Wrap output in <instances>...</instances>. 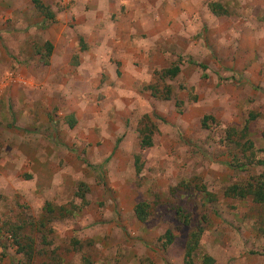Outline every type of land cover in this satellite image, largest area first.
<instances>
[{
	"label": "rangeland",
	"instance_id": "1",
	"mask_svg": "<svg viewBox=\"0 0 264 264\" xmlns=\"http://www.w3.org/2000/svg\"><path fill=\"white\" fill-rule=\"evenodd\" d=\"M42 2L54 23L34 0H0V264H264V207L225 194L263 171L264 0ZM94 61L113 78L90 76ZM251 117L254 149L226 143ZM148 121L158 131L141 150ZM239 152L253 165L232 167Z\"/></svg>",
	"mask_w": 264,
	"mask_h": 264
},
{
	"label": "trees",
	"instance_id": "2",
	"mask_svg": "<svg viewBox=\"0 0 264 264\" xmlns=\"http://www.w3.org/2000/svg\"><path fill=\"white\" fill-rule=\"evenodd\" d=\"M34 5L40 11L43 17H45V19L48 20V22L54 23L56 21L54 12L48 7H46L44 3L42 2V0H34ZM212 9H213V12L217 14V11H218L217 9H220L219 4H215L212 7ZM44 47L47 48L46 53L43 52V47H40V49H37L38 54L40 55L46 54L45 55L46 58H49L53 52L54 47L51 44H45ZM189 63L192 65H196L200 67L201 69H206V66L204 64H199L192 60H189ZM180 72H181V66L177 65V66H172L170 68H167L163 70L161 73H158L157 75L159 76V78H161V81L164 82V81L175 79L180 74ZM148 88H149L148 90L152 93V95L155 98H162L166 101H170L173 99V95H172L173 91L171 90L169 86L167 89L163 88L160 93L158 92L155 85L149 86ZM177 103L179 105V101H177ZM253 119L255 118L251 117L250 120L247 121V124L242 131H238L235 128H231V129L227 128L225 131L226 143H228L229 145L235 146V148L239 147L238 148L239 150L242 148L244 151L246 150V152H249L252 149H254V143H252L250 140L246 141L249 135L248 131H249L250 122L253 121ZM210 120H213L215 122V120L212 117H205L203 126L208 127V123ZM157 131H158L157 125L148 121V124L145 125V128L142 129L139 134V137L141 138L140 139L141 150H147L153 146L154 136L156 135ZM242 153L244 152L242 151ZM239 158H240V152L237 153L234 157H232V162H231L232 167L235 168L237 164H238V167L240 168L253 165V162L243 165L240 162ZM139 161H140V158L137 156L136 168L140 172V169L138 168ZM249 161H253V160H249ZM257 163L259 166L263 168V171L257 176H252L246 185H235V186L229 187L225 193L227 197L239 199L242 201L251 200L255 204H258L264 207V161L260 160ZM149 208L150 206L147 203L139 204L135 208L136 216L140 221L147 220L149 216ZM49 213L54 214V210L52 207L50 208ZM178 215L181 216L184 225L188 227L191 226L190 216L184 215L181 209L178 210ZM260 224H261V231H263L264 230V220L260 221ZM200 239H201V234H198V233L191 234V240L188 242V245H187V254H186L187 258L190 259L193 257V254L197 250L196 248L199 245ZM172 242L173 240L169 239L168 244H171ZM209 261L211 264L213 263L212 260L209 259Z\"/></svg>",
	"mask_w": 264,
	"mask_h": 264
},
{
	"label": "crops",
	"instance_id": "3",
	"mask_svg": "<svg viewBox=\"0 0 264 264\" xmlns=\"http://www.w3.org/2000/svg\"><path fill=\"white\" fill-rule=\"evenodd\" d=\"M94 10V9H93ZM92 10V11H93ZM112 11H113V13L115 12V9L113 8L112 9ZM54 12V11H53ZM101 13V16L99 17V18H103L105 15H107V17L109 16V13H104V12H100ZM54 14H55V18L57 19V14L54 12ZM105 18V17H104ZM103 18V19H104ZM97 20L98 19H93L92 21H90V24L91 25H97L98 24V22H97ZM81 34H82V37L84 38V36H83V34H87V32L86 31H84L83 32V30H81ZM83 38H81V41H82V39ZM86 39V38H85ZM56 40H57V43H62L63 41H65L66 42V44H67V47H69V48H71L72 49V47H74V45H71V44H68V42L66 41V40H64V39H62L61 40V37L59 38L58 36L56 37ZM53 44V43H52ZM54 45V44H53ZM55 46V45H54ZM83 46V45H82ZM85 46L86 45H84L83 46V49L85 48ZM65 48V54H66V57L69 59L68 61H67V63L69 64L70 63V59L72 58H70V55H69V51L67 52V49L68 48ZM54 51L52 52V54L50 55V57L48 58V59H46V60H48V62H47V64H49L50 62L51 63H53V60H54V57H55V47H54V49H53ZM44 52V51H43ZM45 53V52H44ZM39 56H43V55H39ZM42 59H43V57H42ZM10 63V62H9ZM46 63V62H45ZM46 64V65H47ZM81 66H80V68L82 69V71H81V73L82 72H86L87 73V69H88V65H87V63H85V62H83L82 61V63L80 64ZM102 66H103V69H104V73L106 74V75H108V78H113V76L111 75V74H109L108 73V69H106L105 67H104V64H101V62L99 61V62H97V61H94V63L90 66L91 68H89V71H90V76H92V75H95V76H97V75H101L102 73H100V74H98V69L100 70V71H102ZM4 67V66H3ZM5 67H6V64H5ZM97 67V68H96ZM5 69V68H4ZM6 69H7V67H6ZM117 69H118V67H117ZM8 71V70H7ZM106 71V72H105ZM6 72V71H5ZM103 72V71H102ZM4 81H5V83H7V82H12V80H13V78H8V76H6V77H4ZM97 79V78H96ZM26 79H23V77H21L20 79H18V81L16 82L15 80L13 81V82H15V83H19V84H21V85H23V82L25 81ZM5 83H3L2 82V85H3V90H4V88H5V86H4V84ZM7 87V86H6ZM179 105H180V103H179ZM179 105H178V103H177V100H176V102H175V107L176 108H179ZM73 124H75V122H72ZM69 124H70V122H69Z\"/></svg>",
	"mask_w": 264,
	"mask_h": 264
}]
</instances>
